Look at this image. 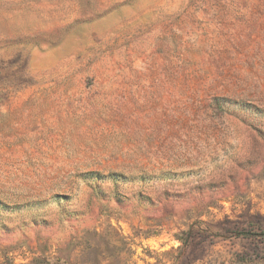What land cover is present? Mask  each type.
I'll return each instance as SVG.
<instances>
[{
  "label": "rangeland",
  "instance_id": "1",
  "mask_svg": "<svg viewBox=\"0 0 264 264\" xmlns=\"http://www.w3.org/2000/svg\"><path fill=\"white\" fill-rule=\"evenodd\" d=\"M0 264H264V0H0Z\"/></svg>",
  "mask_w": 264,
  "mask_h": 264
}]
</instances>
